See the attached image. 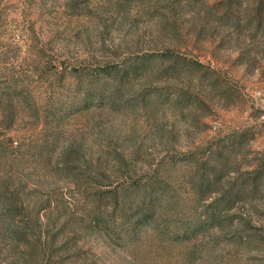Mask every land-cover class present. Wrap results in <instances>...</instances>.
<instances>
[{"label":"rangeland","instance_id":"1","mask_svg":"<svg viewBox=\"0 0 264 264\" xmlns=\"http://www.w3.org/2000/svg\"><path fill=\"white\" fill-rule=\"evenodd\" d=\"M257 5L0 0V264H264Z\"/></svg>","mask_w":264,"mask_h":264},{"label":"trees","instance_id":"2","mask_svg":"<svg viewBox=\"0 0 264 264\" xmlns=\"http://www.w3.org/2000/svg\"><path fill=\"white\" fill-rule=\"evenodd\" d=\"M262 4L263 3L261 2L260 5L262 6ZM257 6H258V11H256V14H255L256 19H257L256 20L257 26L255 28L261 29V25L264 23V11H263V9H261V7L259 5H257ZM251 21H253V20H251ZM158 187H159V183L156 180H154L153 182H147L146 184H138L137 187H135V192L132 193V195H128L127 191H125V193L123 195H121V197H118L116 194H110L111 192H109L108 194L116 205H118L119 203L120 204L124 203L126 201L127 196H130L133 199V202L137 203L138 207L142 211L138 215V218L134 224V227H138L136 225H139L138 228H141V227H143V225L152 223V221H154L153 216H154V212H155V204L158 203L159 198H160V193H157ZM217 197H219V196H217ZM216 199L217 198H215V200ZM119 201H121L122 203ZM214 202H216V201H214ZM14 209H15L14 207H12L10 205H6V206H3L1 208V211H2V213H4V215L11 217ZM211 220H212L211 226H221L220 222L215 221L214 216H212ZM202 224L203 223L201 221L195 222V225H194L195 232L197 230H200L203 227ZM22 230H23V228H21V231ZM56 245H61L59 247L60 248L62 247V243L56 244ZM54 247L51 245V248H54Z\"/></svg>","mask_w":264,"mask_h":264}]
</instances>
